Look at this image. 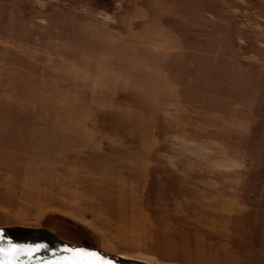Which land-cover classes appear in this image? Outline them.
Instances as JSON below:
<instances>
[{
	"label": "rangeland",
	"instance_id": "1",
	"mask_svg": "<svg viewBox=\"0 0 264 264\" xmlns=\"http://www.w3.org/2000/svg\"><path fill=\"white\" fill-rule=\"evenodd\" d=\"M0 235L264 264V0H0Z\"/></svg>",
	"mask_w": 264,
	"mask_h": 264
},
{
	"label": "snow or ice",
	"instance_id": "2",
	"mask_svg": "<svg viewBox=\"0 0 264 264\" xmlns=\"http://www.w3.org/2000/svg\"><path fill=\"white\" fill-rule=\"evenodd\" d=\"M0 239H3L0 235ZM42 245H21L13 243L11 240H7L5 244H0V259L3 264H19V256L24 252H31L38 250ZM76 254V257L64 258L61 261H55L53 264H82V261L77 259L80 256L94 257L95 259L89 261L88 264H109L108 261L104 260L98 252L88 251L86 249H66Z\"/></svg>",
	"mask_w": 264,
	"mask_h": 264
},
{
	"label": "water",
	"instance_id": "3",
	"mask_svg": "<svg viewBox=\"0 0 264 264\" xmlns=\"http://www.w3.org/2000/svg\"><path fill=\"white\" fill-rule=\"evenodd\" d=\"M13 243L19 244L14 241ZM40 244L41 242L37 241V242L30 243L27 245H40ZM66 257L67 258L76 257V254L73 252H67L64 250L48 247L47 250L38 249V250L31 252V254H29L28 252H24L20 254L18 260H19V264H53V262L61 261ZM77 259L82 261L81 256L77 257ZM115 260L118 261L120 264H138L137 262H132L126 259L116 258ZM0 264H3L2 259H0ZM82 264H85V263L82 262Z\"/></svg>",
	"mask_w": 264,
	"mask_h": 264
}]
</instances>
